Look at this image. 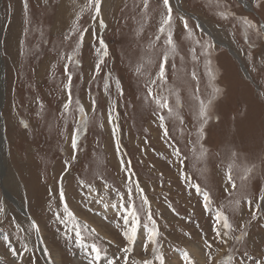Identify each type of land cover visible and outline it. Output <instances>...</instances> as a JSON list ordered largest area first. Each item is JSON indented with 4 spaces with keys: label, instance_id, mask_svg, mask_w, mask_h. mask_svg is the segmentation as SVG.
<instances>
[{
    "label": "rangeland",
    "instance_id": "rangeland-1",
    "mask_svg": "<svg viewBox=\"0 0 264 264\" xmlns=\"http://www.w3.org/2000/svg\"><path fill=\"white\" fill-rule=\"evenodd\" d=\"M87 3L27 0L26 8L25 0H0V264H89L93 243L101 248L93 264H125V257L127 264H159L146 214L128 245L132 251H121L128 209L119 205L138 206L142 196L166 264H189L184 252L191 264L264 259V0H177L179 9L170 0L172 20L163 33V0H148L147 9L143 0H102L95 19ZM66 64L72 77L67 113ZM157 95L167 98L173 115L155 102ZM218 211L232 225L228 236L214 231ZM240 225L247 235L237 240ZM190 246L199 248L204 263Z\"/></svg>",
    "mask_w": 264,
    "mask_h": 264
},
{
    "label": "snow or ice",
    "instance_id": "snow-or-ice-1",
    "mask_svg": "<svg viewBox=\"0 0 264 264\" xmlns=\"http://www.w3.org/2000/svg\"><path fill=\"white\" fill-rule=\"evenodd\" d=\"M101 4H102V0H88L87 7L88 8H94V11H95V14H96L95 16H93V19H95L96 16L100 15ZM143 4H144V8L147 9L148 0H143ZM163 6H164V9L166 10V15H165V18L162 21V25H161V28H160V32H162V33L165 31V26H170L171 20H172V7L170 5V0H163ZM25 7L27 8V0H25ZM83 11H84V9H81V12H83ZM77 18H79V14H77ZM181 20L184 23L185 29H187L188 28V20L185 19L184 17H181ZM100 23H101V26H103V21L102 20L100 21ZM245 23L248 25L249 28H255L256 27L255 25L251 24L247 20H245ZM65 38L67 39V37H65ZM80 38H81V41H82L83 40V33L80 34ZM157 39H159V37H157ZM100 43H101V46L103 47L104 44H103L102 40L100 41ZM166 43H168L169 45L172 44V35H171L170 32L168 33V37H167ZM78 46L79 45H77V47ZM209 47H211V45H209ZM74 55H75V52L73 53V55H70L68 57L69 61H73ZM61 58L63 59V57H61ZM166 59H167V54H165V60ZM164 66H165L164 62H161L160 65H159V69L160 70H159V73H158V77H159L160 80L164 79V75H165ZM97 70H99V65H97ZM65 72H66V74H68V65L67 64L65 65ZM67 78H68V84H65L64 88L66 90H68V92H69V99L63 105V110H64L65 113H67L69 111L70 104H71V82H72V77H71L70 74H68ZM116 83H117V89L120 90L119 81H117ZM151 83L152 84H156V80H152ZM120 91H122V90H120ZM147 95L149 97H152L154 95L151 87H149ZM155 102L161 108L169 109V114L173 115L172 109H171V107H170V105L168 103L167 98H163V97H160V96L157 95L155 97ZM77 104H79L78 101H77ZM93 104H95V100L93 101ZM78 111L80 112L81 117L83 118L84 117L83 108L79 107ZM200 118H201L203 123H207V120L209 118L208 115H207V112H206V110H205V108L203 106L201 107V110H200ZM160 119H161V121H163L164 117L161 116ZM86 122H87L86 118H83L82 121H81V123H84V124H86ZM180 123L181 124L183 123L182 119L180 120ZM161 126L163 127V124ZM24 127H27V125H24ZM200 131L203 132V128H201ZM77 135H78V132L74 131L73 135H72V148H73L74 151L78 149ZM164 135L165 136L169 135L167 129H165ZM173 151L175 152L176 155L180 154L179 150L176 149V148H174ZM233 155L235 156L236 153H233ZM73 158H75V157H73ZM125 166L127 167V164ZM65 170H67V169H65ZM251 171H252V169H247V172H251ZM229 180L232 181L231 175L229 176ZM81 183H83V182H81ZM87 187L89 188L90 191L92 190V186L91 185H87ZM104 187L108 188L109 186L107 184H105ZM193 187H195L198 192L200 191V188H199L198 185H193ZM235 187H236V185L233 182V188H235ZM137 191H142V190L139 189V187H137ZM60 199L63 202V200H64V192H63V190H61ZM261 199H264V197H262ZM102 201H103V197H101V201L100 202H102ZM203 201H204L205 207L210 206L211 198H210V195H209V193L207 191L203 192ZM236 203L239 204V201H236ZM248 203H252V201L249 200ZM147 204H148L147 198L142 196L141 197V202H140V204L138 206H134V205H132L131 203H129L127 201L123 205H119V208H127L128 209V214L122 217L123 220H124V225L122 226L123 227L122 236H123V239L126 241V244H125V247L121 249V251H123L125 253H129V252L132 251V249L130 247H128V245H131V244L134 243V241L136 239L137 227H138V224L140 223L141 215L142 214H146L148 221H150L151 225H152L151 229L148 232V241L152 245V252L153 253H158V255L156 256V259L159 261V264H166L164 254L163 253H159V250L156 247V245H157L156 237L159 235V232H158V229L156 228V222L153 219L152 214L148 213L147 209L145 208V205H147ZM105 207H108V205L106 204ZM111 207L118 208V205L117 204H112ZM4 211H5V209L3 207H0V214H3ZM64 212L67 214L69 219H72L73 221H75V217L73 216V213L71 211H69L68 206L66 204L64 206ZM255 218H256L255 213H253L252 214V219H255ZM215 219H216L217 225H218V227L214 226V231H215L216 235L217 236H228L229 235V231H227V230H233L232 229V225L230 224L228 217L223 215L222 212L218 211V212H216ZM31 227L33 229L37 230V231L39 230L38 229V225L35 222L32 223ZM145 227H147V225H145ZM243 227H244V225H240L241 235L236 237L237 240H242L243 237L247 235V233L243 231ZM84 229L86 231L88 230V225L87 224L84 225ZM90 234L96 235L97 234L96 230L95 229H91ZM4 240L7 241L8 237L5 236ZM76 243H78V244H82L83 243V237H82L81 232H80L79 229L76 230ZM205 244L208 247H211V245L207 244V241H205ZM145 248L147 249V245L145 246ZM91 253L93 255H92V260L89 262V264H93L94 261H97V260L100 259L101 248L97 244L93 243L91 245ZM13 255H16V253L13 252ZM182 258H183V260L188 261L189 264H191V261H190V258H189V254L187 252H184ZM108 264H114V262L113 261H109ZM125 264H127V257H125ZM133 264H135V261H133ZM144 264H152V261L151 260H145ZM255 264H264V259L257 260L255 262Z\"/></svg>",
    "mask_w": 264,
    "mask_h": 264
},
{
    "label": "bare ground",
    "instance_id": "bare-ground-1",
    "mask_svg": "<svg viewBox=\"0 0 264 264\" xmlns=\"http://www.w3.org/2000/svg\"><path fill=\"white\" fill-rule=\"evenodd\" d=\"M175 3L177 4V8L179 9L180 7H179V5L177 3V0H175ZM243 4H244V6H245L246 9L250 10V6L249 5H247L245 3H243ZM200 27L203 29L204 32L208 33L209 35H212L211 32H210V30L208 31L205 26H202V24H200ZM232 54H233V56L236 59H238V57H236V55L233 52H232ZM1 64H2V62H1V58H0V103H1L2 83H3L2 70H1V67L2 66H1ZM0 108H1V106H0ZM2 147H3V132H2V123H1V118H0V164H1V168L3 169V161H4V159L2 157V154H3ZM5 196H6V198H9L10 199V197H9V195L7 193H5ZM16 205H19V204L16 202ZM19 207H20V205H19ZM21 210H22V208H21ZM188 250H189L190 253H192L196 257V259H198L201 263H204V258H203L204 255L201 254V251H199V248L198 247H196V246H190V247H188Z\"/></svg>",
    "mask_w": 264,
    "mask_h": 264
},
{
    "label": "water",
    "instance_id": "water-1",
    "mask_svg": "<svg viewBox=\"0 0 264 264\" xmlns=\"http://www.w3.org/2000/svg\"><path fill=\"white\" fill-rule=\"evenodd\" d=\"M262 30H263V32H264V27L262 26Z\"/></svg>",
    "mask_w": 264,
    "mask_h": 264
}]
</instances>
